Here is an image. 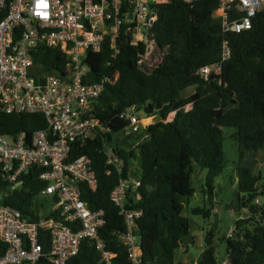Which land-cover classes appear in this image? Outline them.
<instances>
[{
  "label": "trees",
  "instance_id": "16d2710c",
  "mask_svg": "<svg viewBox=\"0 0 264 264\" xmlns=\"http://www.w3.org/2000/svg\"><path fill=\"white\" fill-rule=\"evenodd\" d=\"M219 0H198L193 6L178 0L158 5L159 19L154 25L153 39L165 50L163 62L150 73L138 63L145 44H132V35L122 33L118 41L119 52L106 43L100 52H89L90 80L100 81L105 76L114 80L106 83L103 93L93 106V114L108 125L111 132L88 139L82 146L73 144V156L88 154L98 178V188L91 191L81 184L82 197L90 208L106 210V225L100 230L108 250L115 255L113 264H131L125 245L119 235L126 230L120 208L110 199V192L120 177L128 176L133 160L139 158L141 185L129 195L127 207L142 210L137 220L143 251V264H174L176 251L187 249L191 232L190 218L183 213L189 198L196 189L193 175L196 169L206 170L204 195L213 201L216 181L225 167L223 127H233L234 141L244 145L240 152L242 164L247 152L264 147V11L253 19L251 29L230 33L231 58L223 63L219 76L207 79L197 74L198 69L221 60L225 39L220 19L215 15ZM185 34L187 48L180 52L178 35ZM35 64L46 73L62 72L58 49L39 45L34 52ZM108 62H111L108 64ZM195 92L183 96L188 87ZM191 103L192 107L187 108ZM155 107L159 120L149 124L144 131L124 135L114 140V133L122 132L128 121L121 119L122 111L136 106ZM175 111L171 121H166ZM47 126L43 114L0 112V133L31 135ZM103 137L114 143L124 162L119 173L106 162ZM239 197L238 211L248 207L245 218L236 220L232 236L225 238L227 257L234 264H264V204L256 199L264 195L262 173L237 166ZM29 174L27 188L3 201L21 210L28 220H39L42 208L40 191L44 183ZM6 187L0 170V192ZM195 214L210 215V209L195 207ZM7 249L0 242V254ZM49 250V242L45 243ZM33 264H51L47 257ZM66 264H106L92 240L82 242L78 254ZM189 264V263H180ZM198 264H219L213 245V232Z\"/></svg>",
  "mask_w": 264,
  "mask_h": 264
},
{
  "label": "built area",
  "instance_id": "2783aa9c",
  "mask_svg": "<svg viewBox=\"0 0 264 264\" xmlns=\"http://www.w3.org/2000/svg\"><path fill=\"white\" fill-rule=\"evenodd\" d=\"M193 6L198 0H178ZM170 0H0V112L43 114L47 126L31 135L0 133V170L6 187L0 192V242L7 249L0 264H33L47 257L51 264H66L76 256L84 240L90 239L106 264L115 254L108 250L100 230L106 225V210L90 208L82 197L81 184L96 191L98 178L88 154L73 156V144L82 146L88 139L111 129L93 114L94 103L106 83L105 76L90 80L89 52H100L108 43L116 55L122 33L132 35V44H145L138 63L150 73L163 62L165 50L153 39L159 19L158 5ZM153 5V6H152ZM264 11V0H219L215 15L220 19L225 39L221 60L198 69L207 79L219 76L223 63L232 56L228 35L253 26V19ZM144 29V30H143ZM59 50L62 72L46 73L34 61L39 45ZM111 62H108L110 64ZM189 103L187 108H191ZM137 107L122 111L128 121L124 135L141 132L135 114ZM173 111L166 121H171ZM103 150L109 166L122 173L124 162L112 142L103 137ZM44 183L39 197L48 199L39 220H28L18 208L3 201L27 188L29 174ZM120 177L110 199L120 208L126 230L119 240L126 246L131 264H143L142 242L137 220L142 210L127 207L129 195L138 191L140 176ZM259 198L256 204H261ZM249 208L243 207L240 218ZM230 231L228 236L233 235ZM49 242V250L45 243ZM219 264H234L228 257Z\"/></svg>",
  "mask_w": 264,
  "mask_h": 264
},
{
  "label": "rangeland",
  "instance_id": "374dc122",
  "mask_svg": "<svg viewBox=\"0 0 264 264\" xmlns=\"http://www.w3.org/2000/svg\"><path fill=\"white\" fill-rule=\"evenodd\" d=\"M180 52H184L187 48V39L185 34L178 35ZM135 114L141 119V133L145 127L159 120V113L148 114L143 108L135 111ZM235 129L233 127H223L224 136V152H225V167L216 181V193L213 201L203 193V185L205 184L206 170H198L193 175V186L196 189L193 196L186 203L184 215L190 218L191 232L187 238V249L183 246L176 251V260L174 264L189 263L198 264L202 253L207 245V237L210 232H213V245L216 249L217 258L219 261L227 257L226 240L230 231H234L236 220L240 218L238 211L239 197L242 194L238 189V181L235 177L236 168L243 165L239 162L241 145L234 141L232 137ZM143 134V133H142ZM124 136L123 132L114 133L112 138L116 140ZM131 175L139 177L141 169L139 158L133 160ZM245 164V163H244ZM244 166V165H243ZM263 181L264 182V169ZM264 204V195L258 197ZM45 202V198L40 197V204ZM44 204H47L45 202ZM202 207L210 209V215L195 214L192 209Z\"/></svg>",
  "mask_w": 264,
  "mask_h": 264
},
{
  "label": "crops",
  "instance_id": "0c3cea01",
  "mask_svg": "<svg viewBox=\"0 0 264 264\" xmlns=\"http://www.w3.org/2000/svg\"><path fill=\"white\" fill-rule=\"evenodd\" d=\"M196 86H191L185 89L183 96H189L195 92ZM241 150H244V145H241ZM245 163V164H244ZM242 164L251 169L254 173H262L264 169V147L260 148L256 152H247ZM263 175V173H262ZM237 179V175L235 173Z\"/></svg>",
  "mask_w": 264,
  "mask_h": 264
},
{
  "label": "water",
  "instance_id": "95a60500",
  "mask_svg": "<svg viewBox=\"0 0 264 264\" xmlns=\"http://www.w3.org/2000/svg\"><path fill=\"white\" fill-rule=\"evenodd\" d=\"M153 6V5H152ZM144 30V29H143ZM144 111L148 114H152L154 113L155 110H157V105L155 107H150V106H145L144 108Z\"/></svg>",
  "mask_w": 264,
  "mask_h": 264
}]
</instances>
